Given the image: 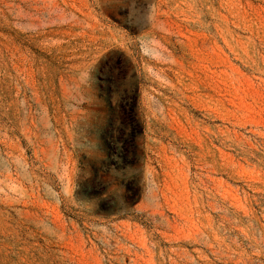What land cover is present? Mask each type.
Listing matches in <instances>:
<instances>
[{"label":"rangeland","instance_id":"obj_1","mask_svg":"<svg viewBox=\"0 0 264 264\" xmlns=\"http://www.w3.org/2000/svg\"><path fill=\"white\" fill-rule=\"evenodd\" d=\"M0 264H264V0H0Z\"/></svg>","mask_w":264,"mask_h":264}]
</instances>
